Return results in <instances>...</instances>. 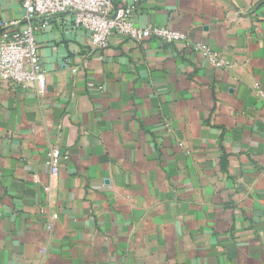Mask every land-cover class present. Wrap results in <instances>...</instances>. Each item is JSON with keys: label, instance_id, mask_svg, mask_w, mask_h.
<instances>
[{"label": "crops", "instance_id": "1", "mask_svg": "<svg viewBox=\"0 0 264 264\" xmlns=\"http://www.w3.org/2000/svg\"><path fill=\"white\" fill-rule=\"evenodd\" d=\"M111 2L233 68L116 34L92 52L70 14L33 21L45 94L0 81V264H264V0ZM22 14L0 0V21Z\"/></svg>", "mask_w": 264, "mask_h": 264}, {"label": "built area", "instance_id": "2", "mask_svg": "<svg viewBox=\"0 0 264 264\" xmlns=\"http://www.w3.org/2000/svg\"><path fill=\"white\" fill-rule=\"evenodd\" d=\"M23 9L21 21H0V81L10 86L33 90L38 97L46 92L47 74L43 69L35 39L36 27L33 21L48 25L54 17L70 14L73 26L90 34L89 48L100 53L108 46V39L116 34L135 43L158 40L164 44L183 43L200 54L209 65L218 69L231 70L233 63L208 45L190 44L186 35L166 27L136 26L133 14L135 5L114 8L111 0H18ZM23 21V26L20 22ZM76 69H72L75 72ZM257 94L264 99V94ZM61 151L51 148L46 153L45 164L49 168L50 179L58 176ZM45 195L52 192L51 183L43 188ZM45 208H40L44 213ZM51 219L56 221L58 214L53 212ZM52 224L47 225L51 231ZM41 253L45 249L40 250Z\"/></svg>", "mask_w": 264, "mask_h": 264}]
</instances>
